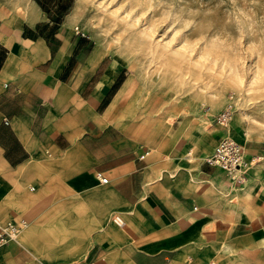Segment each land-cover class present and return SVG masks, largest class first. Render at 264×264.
<instances>
[{
	"label": "crops",
	"instance_id": "0c3cea01",
	"mask_svg": "<svg viewBox=\"0 0 264 264\" xmlns=\"http://www.w3.org/2000/svg\"><path fill=\"white\" fill-rule=\"evenodd\" d=\"M74 8L0 0V223L28 222L0 264H264V166L237 188L205 161L236 125L159 159L127 118L139 83L76 32Z\"/></svg>",
	"mask_w": 264,
	"mask_h": 264
},
{
	"label": "rangeland",
	"instance_id": "374dc122",
	"mask_svg": "<svg viewBox=\"0 0 264 264\" xmlns=\"http://www.w3.org/2000/svg\"><path fill=\"white\" fill-rule=\"evenodd\" d=\"M72 15L91 48L139 83L127 118L152 127L159 159L200 143L231 93L233 137L264 149V0H75Z\"/></svg>",
	"mask_w": 264,
	"mask_h": 264
},
{
	"label": "built area",
	"instance_id": "2783aa9c",
	"mask_svg": "<svg viewBox=\"0 0 264 264\" xmlns=\"http://www.w3.org/2000/svg\"><path fill=\"white\" fill-rule=\"evenodd\" d=\"M75 30L77 33L85 35V32L79 26H76ZM236 100V94L231 93L226 105L215 115L214 121L216 124L223 127L228 126L236 110ZM205 161L209 165L222 169L229 184L237 188H244L249 183L251 170L259 165L264 166V149L261 152L251 153L245 144L227 136L217 143L213 151L205 157ZM97 175L102 182L108 181V178L102 172H98ZM112 221L119 227L126 225L125 218L121 213H115L112 216ZM27 224V220L23 218L0 223V245L16 240ZM206 264H219V262L213 258Z\"/></svg>",
	"mask_w": 264,
	"mask_h": 264
},
{
	"label": "bare ground",
	"instance_id": "6f19581e",
	"mask_svg": "<svg viewBox=\"0 0 264 264\" xmlns=\"http://www.w3.org/2000/svg\"><path fill=\"white\" fill-rule=\"evenodd\" d=\"M232 138H233V137H232ZM234 139H235V138H234ZM236 140H237V139H236ZM3 244H4V243H3ZM1 245H2V244H1ZM1 245H0V246H1Z\"/></svg>",
	"mask_w": 264,
	"mask_h": 264
}]
</instances>
